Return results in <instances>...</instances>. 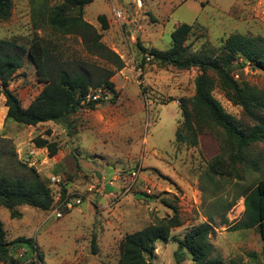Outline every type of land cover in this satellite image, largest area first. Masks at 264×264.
<instances>
[{"label":"rangeland","instance_id":"1","mask_svg":"<svg viewBox=\"0 0 264 264\" xmlns=\"http://www.w3.org/2000/svg\"><path fill=\"white\" fill-rule=\"evenodd\" d=\"M44 1L12 0L9 18L0 20V38L27 49L36 34L73 69L92 66L99 78L113 70L109 80L114 91H94L106 98L94 109L85 106L75 113L68 129L50 121L31 126L6 120L5 98L0 94V172L28 176L33 168L46 182L53 175L59 178L56 184L66 186L73 201L59 217L52 208L20 205L16 207L20 216L11 218L9 211L0 207L6 240L32 239L41 259L37 260L35 252L26 255L24 248L12 249L10 254L21 259L16 264L33 260L36 264H118L119 242L126 234L171 214L161 202L165 199L178 207L182 222L172 228L167 242H155L152 262L194 264L189 253L180 263L175 262L178 241L207 220L210 199L219 195L231 199L241 188L264 177V145L256 146L253 157L259 159L258 170H247L241 181L207 175L208 162L220 151L219 132L199 129L194 145L176 139L177 133L186 135L180 100L193 96L199 69H177L152 61L140 65L143 54L137 43L146 49L166 50L174 27L188 23L192 25L185 41L189 50L217 54L221 40L231 34L264 38V0H92L84 6L83 18L122 60L118 70L110 61L89 54L79 37L51 31L40 17L35 28L32 10ZM46 2L52 5L57 0ZM118 12L121 17L116 16ZM100 15L107 23L104 30ZM236 72L241 82L264 88L261 69L245 65ZM213 80V97L226 113L245 123L241 107L228 99L214 76ZM43 85L25 52L8 88L26 107ZM36 138L55 142L56 153L50 156L46 148H38ZM243 211V197L239 196L226 213L227 224H220L216 217L209 236L214 248L210 257L217 256L225 264L230 260L264 264V241L257 229L231 228Z\"/></svg>","mask_w":264,"mask_h":264},{"label":"trees","instance_id":"2","mask_svg":"<svg viewBox=\"0 0 264 264\" xmlns=\"http://www.w3.org/2000/svg\"><path fill=\"white\" fill-rule=\"evenodd\" d=\"M91 2L92 0H57L56 3L47 5L45 0L37 9L32 10L34 27L37 28L40 17L51 31L79 37L89 54L110 61L118 70L123 66L122 60L101 42V33L83 18L84 6ZM11 7L12 0H0V20L9 18ZM98 21L101 23V29L107 28L103 15L98 16ZM191 29L192 25L188 23H180L174 27L170 34V46L166 50L146 49L138 42L137 47L143 54L140 65L145 61H152L177 69H199L194 78L193 96L180 100L182 125L186 135L177 133L176 139L187 140L194 145L199 129L218 131L221 138L220 151L208 162L207 175L217 179L234 178L239 182L247 170H258L259 159L253 157L257 155L256 146L264 145V88L259 89L247 82H241L236 70L250 65L264 73V38L231 34L221 40L217 54L193 52L185 44ZM52 48L36 34L27 49L14 40L0 38V94L5 98L6 120L31 126L50 121L68 129L75 113L85 106L94 109L101 101V98L86 100L88 95L99 89L114 91L113 82L109 80L113 70L107 71L103 78H99L95 75L96 68L92 66L85 67L83 64L80 68L73 69L69 63L61 60ZM25 52L35 66L37 79L44 85L34 100L23 107L17 96L8 88V83L21 67ZM213 76L226 92L228 99L241 107L245 123L226 113L213 97ZM34 143L38 148H46L50 156L57 151L55 142L36 138ZM56 196L59 200L69 197L66 186L52 184L49 180L46 182L33 168H30L28 176H11L0 172V207L6 208L11 218L20 216L16 210L20 205L48 210L55 204ZM239 196L243 197L244 211L242 218L231 228L255 227L264 241L262 177L254 185L241 188L231 199L228 195L210 199L205 211L207 220L192 227L184 234L183 239L178 241L177 249L173 252L176 263H180L184 255L189 253L194 264H225L217 256L210 257L214 248L209 242V236L214 232L217 216L220 224L228 223L226 213ZM161 202L170 208L171 214L126 234L119 242L118 264H153L155 242H167L172 228L181 225L178 207L165 199ZM60 209L68 211L64 207ZM93 244L94 236L91 239L92 248ZM18 248H24L26 255H33L35 252L37 260L41 259L32 239L20 237L11 242L7 241L0 220V261L16 264L21 259L12 256L10 251ZM31 264H36V260L31 261ZM228 264L236 262L230 260Z\"/></svg>","mask_w":264,"mask_h":264},{"label":"built area","instance_id":"3","mask_svg":"<svg viewBox=\"0 0 264 264\" xmlns=\"http://www.w3.org/2000/svg\"><path fill=\"white\" fill-rule=\"evenodd\" d=\"M116 16L121 17V12L116 13ZM89 98L95 100L99 98L105 99L106 97L101 96V94L99 93H93V94L88 95L86 100H88ZM49 181L52 184H56L59 182V178L52 175L49 177ZM55 201L56 202L52 207V212L55 214L56 217H59L61 215V209H60L61 207H64L65 209H70L73 206V201L70 197H65L64 199L59 200V197L56 196ZM76 202H79V200H77Z\"/></svg>","mask_w":264,"mask_h":264},{"label":"water","instance_id":"4","mask_svg":"<svg viewBox=\"0 0 264 264\" xmlns=\"http://www.w3.org/2000/svg\"><path fill=\"white\" fill-rule=\"evenodd\" d=\"M189 255V257H191V254H188Z\"/></svg>","mask_w":264,"mask_h":264}]
</instances>
